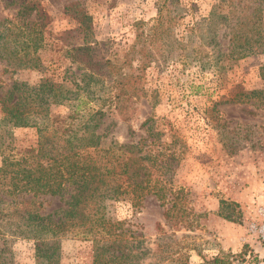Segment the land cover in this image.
I'll return each mask as SVG.
<instances>
[{
  "label": "rangeland",
  "instance_id": "1",
  "mask_svg": "<svg viewBox=\"0 0 264 264\" xmlns=\"http://www.w3.org/2000/svg\"><path fill=\"white\" fill-rule=\"evenodd\" d=\"M72 2L90 16L86 39L98 42L99 52L107 58L124 59V53L130 51L131 65L122 68L140 76L139 88H145V93L142 90L130 99L127 120L111 109L108 121L114 120V124L102 143L131 144L140 138L149 141L157 137L159 142L182 148L174 161L172 183L183 189L188 213L184 224L172 225L166 220L164 208L152 194L137 207L129 200L105 202L106 216L123 222L127 230L123 240L139 254L136 264H210L217 253L241 251L247 260L257 255L256 264H264V11L251 12L257 4L253 0H233L231 15L227 0H0V54L16 39L29 40L31 22L49 44L38 49L41 63L36 68L16 69L7 62L8 55H0L1 92L13 81L34 85L51 79L68 88L73 86L69 74H78L79 69L65 53L71 45L83 43L84 37L77 19L64 11ZM216 5L229 21L217 30L221 45H227L226 33L231 27L240 33L249 30L245 34L253 43L251 53L236 60L220 57L216 62L221 48L202 46L206 61L183 65L170 47L173 38L187 41L188 29L207 18ZM159 14L174 19L165 23L161 33L153 34ZM138 21L143 23V36L149 39L130 48ZM203 26L200 24L192 36L194 42H199L200 33L207 34ZM18 28L23 32L17 38ZM143 48L150 50L147 56ZM142 55L148 60L146 66L140 63ZM104 91L101 96H106L107 89ZM252 91L262 92L247 99L246 94ZM109 103L106 96L104 101L95 100L93 106L106 109ZM55 109L65 113L67 106ZM147 118L151 121L144 124ZM148 124L154 137H148ZM38 139L34 127L12 131V146L17 150L37 147ZM1 160L0 154V165ZM30 197L26 194L12 201L3 196L1 206L10 215L17 210L16 200ZM35 199L43 204L42 213L62 205L58 197L39 195ZM222 200L236 203L231 206L234 221L217 213ZM20 205V211L26 207ZM231 207L223 210L229 212ZM9 215L0 221V246L5 240L4 253L14 264H34V241L24 236L23 229L5 224L14 220ZM59 243V264H93L91 240L68 235Z\"/></svg>",
  "mask_w": 264,
  "mask_h": 264
},
{
  "label": "trees",
  "instance_id": "2",
  "mask_svg": "<svg viewBox=\"0 0 264 264\" xmlns=\"http://www.w3.org/2000/svg\"><path fill=\"white\" fill-rule=\"evenodd\" d=\"M253 3L257 4L251 12L264 11V0H253ZM227 4L231 15L235 9L233 0H227ZM220 10L218 5L213 6L207 18L190 27L187 41L173 38L170 47H174L175 59L183 65L194 61L205 62L207 52L202 46L221 48L217 52L216 62L222 59L220 57L236 60L251 53L253 43L245 34L249 30L240 33L231 27L226 33L227 45H221L217 30L229 24V21ZM64 11H70L77 19L79 33L84 37L83 43L71 45L65 53L79 69L78 74L74 71L69 74L73 86L68 88L51 79L34 85L13 81L4 92L0 91V221L9 215L1 206L5 202L3 196L14 201L16 197L28 194L30 198L16 200L17 210L9 215L14 220H6L5 224L23 229L27 233L24 236L34 241V264H59V241L68 235L92 241L93 264H136L139 254L132 252L127 240H123L127 234L123 222L110 220L106 216L105 202L129 200L132 206L137 207L147 195L152 194L164 208L166 220L172 221V225L179 222L184 224L188 213L183 189L172 183L174 161L181 156L182 148L159 142L150 133V124L148 137L154 138L149 141L140 138L131 144L114 141L105 146L102 143L114 124V120L108 121L111 111H116L122 119L127 120L130 116V99L145 88H139L140 76L122 68L124 64L128 67L131 65L133 56L128 57L130 51L125 52V58L120 60L105 57L99 52L98 42L86 39L90 33V16L75 2L66 4ZM173 19L170 16L163 18L159 14L155 25L157 30L153 34L161 33L165 23ZM142 24L136 22L139 31L136 30L135 41L130 48H135L138 43L145 44L149 39L141 32ZM200 24L206 25L203 29L207 34L200 33L197 36L199 42H194L192 36ZM22 32L18 28L15 36L18 38ZM27 32L29 40L16 39L11 48L6 47L5 52L0 54L8 55L7 62L16 69L39 67L41 62L36 53L49 45L42 32L35 28L34 22H31ZM255 34L258 36L257 32ZM142 51L146 56L150 52L147 48ZM144 55L139 57L142 66L148 65ZM106 89L110 101L108 107L93 106L95 100H105L106 96L101 95ZM259 92L262 91H252L246 97L248 99ZM63 105L67 106L65 113L53 110ZM148 121L151 119L147 118L144 124ZM26 127L36 128L39 134L37 147L17 150L12 146V131ZM39 195L58 197L62 205L42 213L43 204L35 199ZM20 204L26 206L21 211ZM220 205L217 213L234 221L231 206L236 203L222 200ZM228 207H231V211L225 212L223 209ZM4 244L5 240L0 246V264H14L12 258L5 255ZM235 260H239L238 264L259 262L257 255L247 260L245 251L238 254L220 252L209 261L210 264H234Z\"/></svg>",
  "mask_w": 264,
  "mask_h": 264
}]
</instances>
